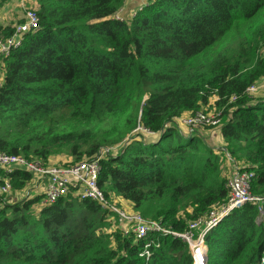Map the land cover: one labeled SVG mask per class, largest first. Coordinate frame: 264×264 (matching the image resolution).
<instances>
[{
	"label": "trees",
	"instance_id": "trees-1",
	"mask_svg": "<svg viewBox=\"0 0 264 264\" xmlns=\"http://www.w3.org/2000/svg\"><path fill=\"white\" fill-rule=\"evenodd\" d=\"M125 2L36 0L39 28L3 61L0 151L73 164L119 147L100 161L106 201L129 202L158 229L137 240L112 228L108 205L35 195L0 211V264H194L179 235L220 213L231 190L216 147L177 119L213 98L222 150L255 173L261 201L222 214L205 237L206 264H264V95L247 91L264 83V0H153L123 22ZM236 29L233 53L209 54ZM31 179L15 172L13 189Z\"/></svg>",
	"mask_w": 264,
	"mask_h": 264
},
{
	"label": "built area",
	"instance_id": "built-area-1",
	"mask_svg": "<svg viewBox=\"0 0 264 264\" xmlns=\"http://www.w3.org/2000/svg\"><path fill=\"white\" fill-rule=\"evenodd\" d=\"M136 1V10L129 17L122 18L119 16V12L115 17L121 21L132 20L137 11L142 10L145 5L153 0ZM39 20L40 17L36 6L25 7L23 18L12 27L11 34L5 36L0 32V85L3 78L4 59L9 57L14 49L19 48L23 44L28 33L34 32L39 28ZM247 91L250 94L257 93L259 91V82L249 86ZM178 121H180L182 126L186 124L188 131L185 134H192L196 133V130L201 126H219L221 118L219 112L215 111L214 114H205L200 110L187 113L180 117ZM137 131L147 135H156L155 132L141 126L136 129ZM118 151L119 147L102 148L92 159H84L67 165H50V163L46 164L38 159H28L23 155L0 151V211L4 204L8 202V198L14 190L11 175L17 171H26L31 174L32 179L37 177L42 180V183L38 194L29 189V184V186L24 187L26 189L19 190L22 194L20 200L41 195L43 203L52 204L70 194L81 200H94L108 205L118 215L119 225L125 233H131L137 240L146 238L150 231L158 229L157 223L144 219L139 213L132 211V209L126 210L125 207L119 206L118 199L108 204L105 192L99 184L101 159ZM254 176L255 173L252 170L243 167L237 168L228 180L227 185L231 192L228 204L223 210L220 213L212 212L208 219L192 222L188 231L180 235L178 234L188 243L194 257V264H206L207 245L205 237L209 229L218 223L223 213L246 202L261 201V198L256 197L251 192ZM120 201L123 202L122 199ZM113 222H116V220L113 219ZM143 255H150L147 248Z\"/></svg>",
	"mask_w": 264,
	"mask_h": 264
},
{
	"label": "rangeland",
	"instance_id": "rangeland-1",
	"mask_svg": "<svg viewBox=\"0 0 264 264\" xmlns=\"http://www.w3.org/2000/svg\"><path fill=\"white\" fill-rule=\"evenodd\" d=\"M3 0L0 1V4ZM127 1V0H126ZM28 5V4H27ZM27 7H35L34 5L32 6H27ZM134 12V11H133ZM131 12V13H133ZM119 16L124 18L125 14L123 13V9L119 11ZM241 41V32L239 29H236L233 33L228 34L225 36L220 42L217 43L214 48L209 51L210 55H215L218 52L221 51H228L229 53H233L235 49L237 48L238 44ZM260 53L262 56H264V40L260 43ZM257 92V91H256ZM264 95V83L261 82L259 83V91L255 94H260ZM215 98L211 100V104L205 106L202 108V111L205 114H214L215 110L213 109L214 107V102ZM187 114V113H186ZM185 114V115H186ZM183 124V123H182ZM177 125H179V128L184 129L185 131H188L186 124H183L184 126L181 125L180 121L177 119ZM186 132H184L185 134ZM196 133L204 135V139L210 143L213 147H216L218 152L220 153L221 156V170H222V175L226 178V181L228 183L229 178H231L232 174L235 173L237 168L243 167L245 163L243 162H237L235 159L231 158V155L228 151L222 150V148L225 149V142L221 137L219 127L218 126H201L196 130ZM73 158L65 155V154H58L57 156H54L52 159L50 165H67L71 164ZM26 189V188H24ZM19 190L23 189H14L13 193L11 194L10 198L12 199L10 202H16V201H23L20 200V196H22L21 192ZM118 205L125 207L126 210L131 209V204L128 202H121L120 199H118ZM9 202V201H8ZM190 210V208H187ZM216 210V209H215ZM183 213V211H182ZM120 227V225L117 226L116 222H113V227L112 228H117Z\"/></svg>",
	"mask_w": 264,
	"mask_h": 264
},
{
	"label": "crops",
	"instance_id": "crops-1",
	"mask_svg": "<svg viewBox=\"0 0 264 264\" xmlns=\"http://www.w3.org/2000/svg\"><path fill=\"white\" fill-rule=\"evenodd\" d=\"M29 6H36V0H3L0 4V28H7V27H13L16 23L20 22L21 19L24 16V10L25 7ZM137 1L136 0H127L125 2V5L123 6V13L125 14V17H129L131 12L136 10ZM2 31V29H1ZM179 130L184 134L185 131L182 128H179ZM157 136H154L153 138H156ZM152 139V138H151ZM42 180L34 177L32 181L29 183V189L32 190L34 193L38 194L40 187H41ZM35 195V194H34ZM12 199L8 198V203ZM123 202H127L124 201ZM128 203V202H127Z\"/></svg>",
	"mask_w": 264,
	"mask_h": 264
},
{
	"label": "bare ground",
	"instance_id": "bare-ground-1",
	"mask_svg": "<svg viewBox=\"0 0 264 264\" xmlns=\"http://www.w3.org/2000/svg\"><path fill=\"white\" fill-rule=\"evenodd\" d=\"M124 22V21H123Z\"/></svg>",
	"mask_w": 264,
	"mask_h": 264
}]
</instances>
